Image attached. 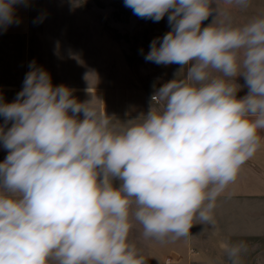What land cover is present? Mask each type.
<instances>
[{
	"label": "clouds",
	"instance_id": "1",
	"mask_svg": "<svg viewBox=\"0 0 264 264\" xmlns=\"http://www.w3.org/2000/svg\"><path fill=\"white\" fill-rule=\"evenodd\" d=\"M251 3L124 0L141 19L167 15L145 60L180 66L135 120L117 123L30 64L16 99L0 98V264H147L137 226L162 245L187 241L194 224L217 230L219 198L264 145V13L232 15ZM27 4L0 0V31ZM221 247L229 264L249 251Z\"/></svg>",
	"mask_w": 264,
	"mask_h": 264
},
{
	"label": "crops",
	"instance_id": "2",
	"mask_svg": "<svg viewBox=\"0 0 264 264\" xmlns=\"http://www.w3.org/2000/svg\"><path fill=\"white\" fill-rule=\"evenodd\" d=\"M15 14L20 23L0 31V98L5 103L16 99L35 62L49 73L53 86L68 87L80 102L93 100L124 123L147 114L156 89L176 78L180 69L145 60L151 42L171 30L167 15L159 22L141 19L124 0H28ZM233 17L242 23L241 13ZM237 83L243 86V77ZM247 91L242 87L237 96ZM7 155L0 144V162ZM215 218V232L210 225L204 231V225L194 224L187 241L162 245L145 240L139 226L130 239L147 264H229L221 245L241 240L249 247L243 264H264V145L219 198Z\"/></svg>",
	"mask_w": 264,
	"mask_h": 264
},
{
	"label": "rangeland",
	"instance_id": "3",
	"mask_svg": "<svg viewBox=\"0 0 264 264\" xmlns=\"http://www.w3.org/2000/svg\"><path fill=\"white\" fill-rule=\"evenodd\" d=\"M241 13L242 23L246 22L252 16L264 13V0H252L250 7L247 10L232 9V15Z\"/></svg>",
	"mask_w": 264,
	"mask_h": 264
}]
</instances>
